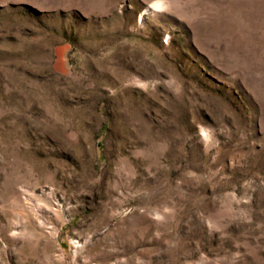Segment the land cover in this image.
Masks as SVG:
<instances>
[{
  "label": "rangeland",
  "instance_id": "obj_1",
  "mask_svg": "<svg viewBox=\"0 0 264 264\" xmlns=\"http://www.w3.org/2000/svg\"><path fill=\"white\" fill-rule=\"evenodd\" d=\"M0 264H264V0H0Z\"/></svg>",
  "mask_w": 264,
  "mask_h": 264
}]
</instances>
